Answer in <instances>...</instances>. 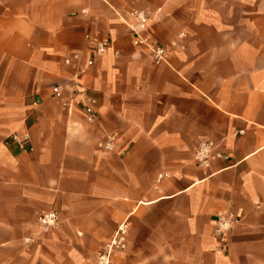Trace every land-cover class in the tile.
Wrapping results in <instances>:
<instances>
[{"label": "crops", "instance_id": "obj_1", "mask_svg": "<svg viewBox=\"0 0 264 264\" xmlns=\"http://www.w3.org/2000/svg\"><path fill=\"white\" fill-rule=\"evenodd\" d=\"M119 229L111 264H264V0H0V264H98Z\"/></svg>", "mask_w": 264, "mask_h": 264}, {"label": "built area", "instance_id": "obj_2", "mask_svg": "<svg viewBox=\"0 0 264 264\" xmlns=\"http://www.w3.org/2000/svg\"><path fill=\"white\" fill-rule=\"evenodd\" d=\"M135 15L138 22L141 25V27L139 28H134V27L132 28L135 34V40H134L135 44L147 45L148 47L151 48L157 59H164L166 54L165 48L152 44L148 39L143 37L141 34L147 16L142 11H136ZM107 46H108L107 42H98L96 44V50L97 52H103L107 49ZM74 59L76 61L80 60L78 55H75ZM72 61L73 60L71 58H67L65 60V63L72 64ZM93 62L94 61L92 59L87 60L86 66H91ZM62 89L63 87L61 85H57L53 88L56 97L59 98L62 97ZM80 94L82 96V102L84 104L86 113L89 116V119L94 120L96 117V103H97L96 98L91 96H86L83 92H81ZM39 103L40 102L38 100L33 101L34 106H38ZM114 138L115 137L111 135L109 139L106 141L104 146L106 148H111L113 146ZM9 141L16 142L21 148L25 149L28 147V145L31 142V136L29 133H24L23 135H20L17 132H15L10 136ZM193 155L197 164L202 166H209L211 159L214 158L216 155H219V153H215L213 151L211 142L209 140H204L200 142L197 146H195ZM159 177H161V175ZM59 220H60V216L58 212L54 210L46 211L38 216L39 223L46 228L56 226L59 223ZM238 221L239 219L235 214V212L225 211V212H220L218 214L215 230H214L215 236L217 237V244L215 250L217 253L223 254L226 251L228 247V236L232 231V229L236 226ZM122 233L123 230L119 229L116 232L112 241L103 249L101 253H99V264H109L110 251H112L114 247L124 248L126 246L125 237L122 235Z\"/></svg>", "mask_w": 264, "mask_h": 264}, {"label": "rangeland", "instance_id": "obj_3", "mask_svg": "<svg viewBox=\"0 0 264 264\" xmlns=\"http://www.w3.org/2000/svg\"><path fill=\"white\" fill-rule=\"evenodd\" d=\"M103 250H100L97 254V263L99 264V253H101ZM114 251H115V248L112 249V251H110V255H109V264L112 263V257H113V254H114Z\"/></svg>", "mask_w": 264, "mask_h": 264}]
</instances>
